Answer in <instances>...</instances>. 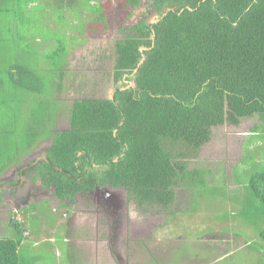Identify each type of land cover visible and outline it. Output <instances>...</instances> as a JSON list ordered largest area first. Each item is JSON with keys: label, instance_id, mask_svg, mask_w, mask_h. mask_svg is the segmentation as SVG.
Returning a JSON list of instances; mask_svg holds the SVG:
<instances>
[{"label": "trees", "instance_id": "trees-1", "mask_svg": "<svg viewBox=\"0 0 264 264\" xmlns=\"http://www.w3.org/2000/svg\"><path fill=\"white\" fill-rule=\"evenodd\" d=\"M91 1L100 5L95 12L101 10L99 0ZM152 1L157 11L165 5L176 8L153 26L141 21L121 27L123 37L114 44V79L128 74L135 86H116L112 99L78 97L69 104L53 97L43 104L36 96L29 99L38 111L33 109V125L23 144L28 152L43 133L42 126L50 133L48 120L55 118V108L67 110L69 129L53 130L49 161L39 165L43 183H53L60 205L74 202L77 192L84 197L100 183L124 187L142 212L150 208L174 216L176 189L196 190L200 183L199 168L190 167V162L211 140L214 127L237 126L242 119L256 117L259 123L250 132L264 135V0ZM123 5L136 9L140 0H123ZM64 34L70 43H59L56 50L61 91L74 40ZM141 46L147 49L141 52ZM142 55L145 60L133 74ZM17 73L15 82L31 88L25 80L29 72ZM81 85H76L78 94ZM22 159L18 154L3 159L0 176ZM240 202L241 215L251 209L264 217V168L250 175ZM9 215L14 235L0 239V264H21L24 228L13 211ZM255 231L264 255V221ZM263 262L261 258L257 264Z\"/></svg>", "mask_w": 264, "mask_h": 264}, {"label": "rangeland", "instance_id": "rangeland-1", "mask_svg": "<svg viewBox=\"0 0 264 264\" xmlns=\"http://www.w3.org/2000/svg\"><path fill=\"white\" fill-rule=\"evenodd\" d=\"M67 1L0 0V164L15 154L24 158L38 146L48 144L53 130L70 127L66 117L49 119L50 133H45L42 126L36 145L30 152L23 149L28 127L33 125V109L38 108L29 99L36 96L43 104L53 97L66 104L78 95L74 90L77 84L86 82L82 76L87 72V83H94V89L83 94L89 97L92 92L99 93L103 88L100 74L90 76L92 70H102L99 64L105 54L112 61L114 44L123 37L120 28L136 21V9L125 7L123 0H99L101 10L97 12L98 2L92 5L96 2L78 0L84 7L79 21L67 14L79 29L64 30L62 10ZM64 33L74 40L68 47L62 79L65 88L61 91L57 89L61 61L56 50L59 43H70ZM20 69L29 72L25 80L31 88L24 89L15 82ZM110 87L103 91L105 97H112L114 90ZM255 123L259 120L253 117L242 119L237 126L225 123L213 128L211 140L190 162V167L199 168L200 183L196 190L187 186L176 189L174 216L170 211L169 215L159 214L150 208L142 212L134 202L129 204V212L121 211L120 221L111 215L113 208L96 201L99 206H94L99 209L75 219L68 216L69 208L55 205L58 201L55 207L48 206V199L22 207L20 212L29 213L31 218L26 227L31 237L18 251L21 264H257L264 260L255 231L262 226L263 215L257 210L251 213V209L245 211L246 215L240 214V198L248 178L264 168V135L250 132ZM13 169L15 166L8 167L3 174ZM7 215L0 213L3 238L13 233L9 225L4 226V220L6 224L9 221ZM49 237L54 241H48Z\"/></svg>", "mask_w": 264, "mask_h": 264}, {"label": "flooded vegetation", "instance_id": "flooded-vegetation-1", "mask_svg": "<svg viewBox=\"0 0 264 264\" xmlns=\"http://www.w3.org/2000/svg\"><path fill=\"white\" fill-rule=\"evenodd\" d=\"M141 8L136 7V24H140L141 21H145L148 26H153L156 24L160 18L167 13L166 7L168 5L163 6L159 11L155 9L154 3L152 0H143L141 1ZM175 8L176 6L173 5ZM172 7V6H171ZM133 22V23H135ZM132 23V24H133ZM121 27V26H120ZM125 29L130 28L129 26H123ZM119 29V27H118ZM120 34H123V31L120 32ZM153 38V34L151 36ZM122 38V37H121ZM115 50V48L113 47ZM114 53V51H112ZM111 53V54H112ZM105 59L102 60L99 64V66H103L102 70H105L104 72L102 70L98 71V68L95 70H92V73L90 76H94V74H100L99 79V85H101L102 90L98 92H92L93 94H90L89 97H97L98 98H104V99H112L116 86L122 85L123 83H127L128 85L132 86L130 84L131 81H134V79H127L128 74H125L123 76V79L121 80H115L114 79V68L111 60H109L104 55ZM115 59V56L113 54L112 60ZM88 73V72H87ZM86 74H83L82 81L84 84H82L80 87V93L77 96H74L71 98L73 101L74 98L78 97H85L86 95L83 94V91L87 89H94V83H87L88 79H86ZM109 86H112L114 90L113 95L111 98L105 97L103 95V91L107 89ZM109 88V89H110ZM76 91V90H74ZM66 92V91H65ZM70 102V101H69ZM69 102H67L69 104ZM63 110L60 107L57 108V111L55 113V118L53 121H55L58 118L67 117V110L66 111H60ZM62 112V113H60ZM66 113V115H65ZM69 129V128H68ZM65 130V129H63ZM54 131H62V130H54ZM44 139V138H43ZM42 141L39 140L38 143ZM37 143V144H38ZM48 143V142H47ZM48 144H42L41 147L38 146L35 151L28 154L26 157H24L20 163V165H15V169L11 170L7 175L5 174L0 181V188L2 185H6L8 187L7 189H0L1 192V199H0V211H3V208H5V204L7 203L10 208H21L23 205H30L32 201L42 202L48 199L50 207L54 206L55 201H58L55 205L57 206L60 204L57 196L55 195V188L53 183H51L49 186H46L45 183H43L42 175L39 173V165L41 167V163L43 161L48 162ZM28 159V160H27ZM33 166H38V170H32L31 168ZM1 180V179H0ZM81 191L76 193V197L74 202H68L67 205H65L66 208H69L71 211V214H68V216L73 215V218H77L79 215H83L86 213H89L90 210L93 209H99L95 208L96 206H99L96 203H100L103 207L109 206L108 208H113V211L111 210V215L114 214L116 221H120L121 217V211L125 209L126 212H129L130 203H133L132 199H129L127 196V192L124 189V187H113L107 184H97L94 186L93 189L88 190L87 194L84 195V197L81 196ZM83 204V205H82ZM94 204L96 206H94ZM105 205V206H104ZM4 206V207H2ZM68 206V207H67ZM55 207V206H54ZM58 207H62L59 205ZM109 209V210H110ZM106 212H108L106 209H104ZM123 213V212H122Z\"/></svg>", "mask_w": 264, "mask_h": 264}, {"label": "crops", "instance_id": "crops-1", "mask_svg": "<svg viewBox=\"0 0 264 264\" xmlns=\"http://www.w3.org/2000/svg\"><path fill=\"white\" fill-rule=\"evenodd\" d=\"M30 2L29 3H31V2H33V0H29ZM75 5H77V7H75ZM80 5L81 4H79L78 3V0H68L66 3L65 2H63V10H62V12H63V14H64V20H65V24H64V27L62 26V28H64V29H68V28H75L76 26L73 24V22H70L69 21V16H68V14L67 13H70V14H72L73 15V17H74V19H77V21H79V16H80V13H81V11L82 10H84V7L83 6H81L80 7ZM3 7V6H2ZM79 12V15H77V13ZM81 19V18H80ZM51 27H54V25H52ZM10 43H12V42H10ZM52 47H54L55 46V44H54V42H52V44H50ZM16 170V169H15ZM4 173V172H3ZM2 173V175L0 176V181H2V179H4L3 177H5L4 176V174ZM8 187H6V185H2L1 186V188L0 189H7ZM2 207H4V206H2ZM22 207H24L25 209H26V207H27V205H23V206H21V208H10L9 206H6L5 208H3V211L1 212L0 211V213H8V215L7 216H9V214H10V212H14V214L16 215V217H21L22 219H21V221H19L18 223L21 225V226H23V228H24V231H23V234H22V236H23V241H22V244H21V246L22 245H24V241L26 240V238L27 237H29L30 235H31V233H30V230L29 229H26V227L29 225V223H28V221L29 220H31V218L30 217H28V215H29V213H24V214H22L21 212H20V210H22ZM6 225H9V228H11L12 230H13V228L10 226V223H9V221L7 220V224H6V220H4V226H6ZM35 232V231H34ZM3 233H5V232H3V231H1V229H0V234H3ZM14 235V232L12 233V236ZM11 236V237H12ZM31 237V236H30ZM34 237V236H33ZM1 238H3L2 237V235H0V239ZM5 238H9V237H5ZM66 240V239H65ZM48 241H54V238L53 237H49L48 238Z\"/></svg>", "mask_w": 264, "mask_h": 264}, {"label": "water", "instance_id": "water-1", "mask_svg": "<svg viewBox=\"0 0 264 264\" xmlns=\"http://www.w3.org/2000/svg\"><path fill=\"white\" fill-rule=\"evenodd\" d=\"M174 8H175L174 6H172V7H169V6H168V7H166V10L169 11L170 9H174ZM146 49H147V47H145V46H141V47H140V51H141V52H143V51L146 50ZM144 60H145V56L142 55L141 58H140V60H139V62H138L137 67L133 70V74L136 73V72L138 71V67L144 62ZM130 84H131L132 86H135V81H131Z\"/></svg>", "mask_w": 264, "mask_h": 264}, {"label": "built area", "instance_id": "built-area-1", "mask_svg": "<svg viewBox=\"0 0 264 264\" xmlns=\"http://www.w3.org/2000/svg\"><path fill=\"white\" fill-rule=\"evenodd\" d=\"M21 219H22V218H21V217H19V220H20V221H21Z\"/></svg>", "mask_w": 264, "mask_h": 264}]
</instances>
